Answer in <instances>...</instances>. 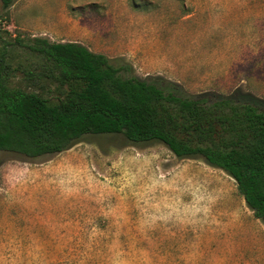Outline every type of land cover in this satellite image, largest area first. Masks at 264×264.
Instances as JSON below:
<instances>
[{"label":"rangeland","instance_id":"rangeland-1","mask_svg":"<svg viewBox=\"0 0 264 264\" xmlns=\"http://www.w3.org/2000/svg\"><path fill=\"white\" fill-rule=\"evenodd\" d=\"M75 41L182 95L264 106V0L0 2V48ZM0 264H264L236 183L165 144L86 134L56 154L0 151Z\"/></svg>","mask_w":264,"mask_h":264},{"label":"trees","instance_id":"trees-1","mask_svg":"<svg viewBox=\"0 0 264 264\" xmlns=\"http://www.w3.org/2000/svg\"><path fill=\"white\" fill-rule=\"evenodd\" d=\"M15 0H0L8 8ZM0 48V151L59 153L86 134L161 142L232 177L264 225V106L240 90L182 95L124 75L75 42L40 40Z\"/></svg>","mask_w":264,"mask_h":264}]
</instances>
